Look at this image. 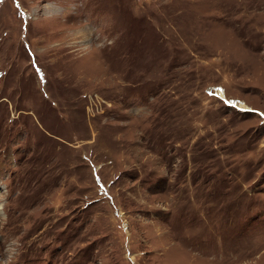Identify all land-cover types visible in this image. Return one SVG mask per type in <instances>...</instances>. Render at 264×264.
<instances>
[{"label": "rangeland", "instance_id": "rangeland-1", "mask_svg": "<svg viewBox=\"0 0 264 264\" xmlns=\"http://www.w3.org/2000/svg\"><path fill=\"white\" fill-rule=\"evenodd\" d=\"M0 264H264V0H0Z\"/></svg>", "mask_w": 264, "mask_h": 264}, {"label": "bare ground", "instance_id": "bare-ground-1", "mask_svg": "<svg viewBox=\"0 0 264 264\" xmlns=\"http://www.w3.org/2000/svg\"><path fill=\"white\" fill-rule=\"evenodd\" d=\"M219 94L222 95V92L220 91Z\"/></svg>", "mask_w": 264, "mask_h": 264}]
</instances>
